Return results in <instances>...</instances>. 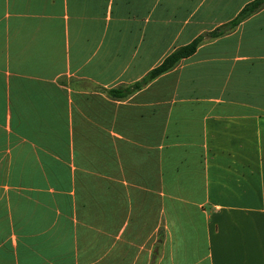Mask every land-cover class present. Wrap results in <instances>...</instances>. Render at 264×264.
I'll return each mask as SVG.
<instances>
[{"label":"crops","instance_id":"crops-1","mask_svg":"<svg viewBox=\"0 0 264 264\" xmlns=\"http://www.w3.org/2000/svg\"><path fill=\"white\" fill-rule=\"evenodd\" d=\"M0 0V264H264V5Z\"/></svg>","mask_w":264,"mask_h":264},{"label":"trees","instance_id":"trees-1","mask_svg":"<svg viewBox=\"0 0 264 264\" xmlns=\"http://www.w3.org/2000/svg\"><path fill=\"white\" fill-rule=\"evenodd\" d=\"M263 5L264 0H251L242 8H239L232 19L218 25L217 27H213L210 31L197 34L191 40L189 39L187 43L174 48L166 56H163L160 62L155 65V67L149 69L140 79L127 85L113 86V88L105 90L106 93L111 97L114 96L119 99L130 95L138 90V88L143 87L149 81L163 74V72L165 73L174 68L180 59L185 58L188 55L190 56L201 43L234 30L238 23L259 8H262Z\"/></svg>","mask_w":264,"mask_h":264}]
</instances>
